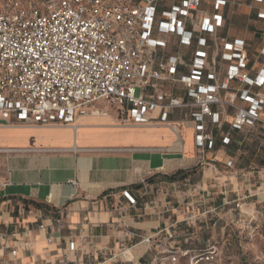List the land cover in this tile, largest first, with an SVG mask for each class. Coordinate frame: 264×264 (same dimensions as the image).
Here are the masks:
<instances>
[{
    "label": "built area",
    "instance_id": "2783aa9c",
    "mask_svg": "<svg viewBox=\"0 0 264 264\" xmlns=\"http://www.w3.org/2000/svg\"><path fill=\"white\" fill-rule=\"evenodd\" d=\"M162 1L0 0V120L72 125L78 116L103 113L96 106L103 102L116 108L123 122L166 124L173 110L191 107L202 162L217 137L228 146L230 132L264 131V96L252 91L264 86V10L257 12L262 46L250 77L245 42L217 37L225 0H208L215 11L210 16L200 14L203 0H172L164 8ZM170 38L189 49L187 59L166 53ZM218 60L227 64L222 76ZM231 82L238 88L224 100L221 92L229 91ZM175 86L188 101L174 95ZM237 98L240 105H234ZM226 106L234 109L230 122ZM156 110L158 117L150 118ZM225 125L229 129L222 134ZM215 131H220L217 137ZM140 185L144 196L147 181ZM123 194L136 205L128 192ZM158 234L141 235L139 243L147 251ZM122 256L139 264L140 258H127V251Z\"/></svg>",
    "mask_w": 264,
    "mask_h": 264
},
{
    "label": "crops",
    "instance_id": "0c3cea01",
    "mask_svg": "<svg viewBox=\"0 0 264 264\" xmlns=\"http://www.w3.org/2000/svg\"><path fill=\"white\" fill-rule=\"evenodd\" d=\"M225 1L218 11L223 25L217 37L245 42L249 75L253 77L256 53L262 46V21L257 12L264 10V0ZM171 3L164 0L160 6ZM200 11L207 16L215 13L208 0L201 2ZM219 50H223L221 42ZM166 53H178L187 59L189 49L170 38ZM213 53L210 48L209 56ZM226 66L218 60L221 76ZM229 88L221 92L224 100L234 94L238 84L231 82ZM252 91L264 96V86ZM173 93L188 101L181 86H175ZM240 104L237 98L234 105ZM96 106L103 113L78 116L72 125H22L0 120V159L4 167L0 184V264H118L124 250L135 259L144 254L139 236L162 231L171 218L177 219L174 222L183 219L177 205L181 193L159 198V203L141 202L140 182L147 181L146 195L163 183L171 190L182 184L167 177L198 162L190 117L194 109L173 110L166 124L140 125L128 119L123 122L116 108L106 103ZM225 109L230 122L234 109ZM149 116L156 119L158 111ZM171 127L178 130V136ZM182 129L188 132L185 145ZM228 129L225 125L220 131L224 134ZM239 145L241 141L235 137L228 146L217 137L214 149L204 155V161H209L203 169L205 182L218 173L216 164L222 153ZM231 161L227 156L225 164L232 165ZM124 191L136 199L135 206L130 205Z\"/></svg>",
    "mask_w": 264,
    "mask_h": 264
},
{
    "label": "rangeland",
    "instance_id": "374dc122",
    "mask_svg": "<svg viewBox=\"0 0 264 264\" xmlns=\"http://www.w3.org/2000/svg\"><path fill=\"white\" fill-rule=\"evenodd\" d=\"M182 132L185 145L188 132ZM235 138L241 145L220 151L218 173L206 182L203 169L209 161L202 162L197 154L198 162L176 177L182 181L179 187L172 191L163 183L149 195H141L140 201L159 203V198L181 193L177 205L183 219L168 221L139 257V264H264V132L244 129ZM227 156L232 158L231 166L225 164ZM3 179L0 159V184ZM117 260L132 264L122 255Z\"/></svg>",
    "mask_w": 264,
    "mask_h": 264
},
{
    "label": "trees",
    "instance_id": "16d2710c",
    "mask_svg": "<svg viewBox=\"0 0 264 264\" xmlns=\"http://www.w3.org/2000/svg\"><path fill=\"white\" fill-rule=\"evenodd\" d=\"M259 34H260V39H261V31L259 32ZM260 49V48H259ZM258 49V50H259ZM258 129H260L259 127H257ZM261 130V129H260ZM239 131H233V132H230L229 134V137H230V139L232 140V138L233 137H235V134L236 133H238ZM214 133H216V131L214 132ZM183 174V172L182 171H178V172H176L174 175H172V176H169V177H167V179L168 180H170V181H174V180H176V177L178 176V175H182ZM183 178H185V177H183Z\"/></svg>",
    "mask_w": 264,
    "mask_h": 264
}]
</instances>
